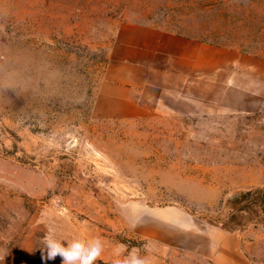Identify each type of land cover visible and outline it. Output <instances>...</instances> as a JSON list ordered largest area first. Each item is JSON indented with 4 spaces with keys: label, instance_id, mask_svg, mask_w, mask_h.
<instances>
[{
    "label": "rangeland",
    "instance_id": "rangeland-1",
    "mask_svg": "<svg viewBox=\"0 0 264 264\" xmlns=\"http://www.w3.org/2000/svg\"><path fill=\"white\" fill-rule=\"evenodd\" d=\"M129 25L264 56V0H0V264H62L53 232L100 238L96 264H212L189 252L207 224L264 264L262 88H113Z\"/></svg>",
    "mask_w": 264,
    "mask_h": 264
},
{
    "label": "crops",
    "instance_id": "crops-1",
    "mask_svg": "<svg viewBox=\"0 0 264 264\" xmlns=\"http://www.w3.org/2000/svg\"><path fill=\"white\" fill-rule=\"evenodd\" d=\"M110 53L113 61L125 67L113 88L140 92L148 85L186 88L191 78L209 76L220 84L224 80L231 88L245 85L262 88L264 92V56L234 47L202 42L155 27L129 25L120 30ZM110 96L123 102V97L116 93ZM122 105L125 110L124 102ZM244 235L243 231L207 224L190 233L196 243L189 252L207 258L212 264H249V241Z\"/></svg>",
    "mask_w": 264,
    "mask_h": 264
},
{
    "label": "clouds",
    "instance_id": "clouds-1",
    "mask_svg": "<svg viewBox=\"0 0 264 264\" xmlns=\"http://www.w3.org/2000/svg\"><path fill=\"white\" fill-rule=\"evenodd\" d=\"M67 241V244L63 243ZM46 250V260H54L57 256L62 258V264H96L104 250L100 238L74 237L71 240L57 238L56 234L48 233L43 238ZM123 247V246H121ZM117 264H147L146 260L139 258L135 250Z\"/></svg>",
    "mask_w": 264,
    "mask_h": 264
},
{
    "label": "trees",
    "instance_id": "trees-1",
    "mask_svg": "<svg viewBox=\"0 0 264 264\" xmlns=\"http://www.w3.org/2000/svg\"><path fill=\"white\" fill-rule=\"evenodd\" d=\"M258 192H260L261 196L259 197V201L261 203V209L264 211V188L261 189V190H258ZM252 194V191L248 190V191H244L242 192L239 196H236L235 199H234V203L236 204H239L240 202H242L244 199H246L249 195ZM226 229V228H224ZM228 231H233V230H230V229H226Z\"/></svg>",
    "mask_w": 264,
    "mask_h": 264
}]
</instances>
